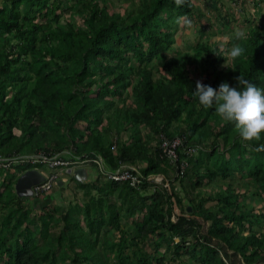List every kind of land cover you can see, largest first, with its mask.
<instances>
[{
    "label": "trees",
    "instance_id": "1",
    "mask_svg": "<svg viewBox=\"0 0 264 264\" xmlns=\"http://www.w3.org/2000/svg\"><path fill=\"white\" fill-rule=\"evenodd\" d=\"M112 1L0 0V159L19 156L25 166L0 167V264H264V232L255 231L264 133L242 138L199 103L192 76L200 65L205 84L236 86L240 76L264 87V10L255 23L243 8L248 29L223 49L209 41L223 30L210 35L202 25L206 39L189 53L175 47L177 22L199 14L194 0H124L122 13L109 10ZM234 42L244 52L218 68ZM175 140L169 155L162 144ZM40 153L68 161L64 169L91 165L105 179L76 182L87 201L60 197L58 217L33 216L32 198L18 197L14 184L27 169L57 173L60 165L27 159ZM122 168L139 182L111 179ZM61 185L59 176L51 195L40 194L52 204ZM196 217L209 222L206 233ZM103 229L117 238L104 240V256Z\"/></svg>",
    "mask_w": 264,
    "mask_h": 264
},
{
    "label": "rangeland",
    "instance_id": "2",
    "mask_svg": "<svg viewBox=\"0 0 264 264\" xmlns=\"http://www.w3.org/2000/svg\"><path fill=\"white\" fill-rule=\"evenodd\" d=\"M123 1L124 0H120V1L113 0L111 3L108 4L109 10L111 12L122 13L123 12L122 9L124 8ZM242 1L243 0H194L195 4L197 5L196 12H198L199 14L197 15L196 13H194V16L188 17L187 20L185 17H182L179 19V21L177 22L178 31L176 34L175 47H177L181 50H184V51H188L189 53H192V52H190L189 47H192L196 43L195 40L199 39L198 42H200V40L205 41L206 38H203L201 36L200 30H201L202 25H206L208 23L207 24L208 27H204V28L206 30V33H210V35L212 33L214 34V33L218 32L220 29L223 30V32H224L223 35L212 36L209 39V41L212 43H220V45L221 46L223 45V48H224V44L227 43V41L230 38H235V37L239 36L240 34H244L246 32V30L248 29L247 24L244 22L245 21L244 17H239L240 15H242L243 8H246L247 12L249 10V12L247 13L248 16H250L251 18H255V20H256V18H258V21H255V23L261 22V20L259 19L260 16L258 15L257 11H260V10L263 11L264 10V0L263 1H261V0H245L244 3ZM257 1H260V2L258 3ZM211 5H216V7L218 8V10L221 13V16L227 17V19L229 20V23H230L228 25V27H225L224 20H223V18H221L220 15H218V12L213 11L209 8V7H211ZM70 14L71 13L66 12L65 18H69ZM233 14H234V18H236L237 21L232 22L231 17ZM77 22L81 23L79 18L77 19ZM202 43H205V42H202ZM223 48L221 47L220 49H223ZM225 56H226V60L219 63L218 68H220V69L226 67V64L229 63V61H230L231 56L227 55L226 53H225ZM198 68H199L198 72H195L194 74H192V76L195 77V79H197L198 81H202L204 76H201V75H203V73L199 72L201 69V66L199 65ZM213 77H214V75H211V78H213ZM104 121H108V119H105ZM82 125L85 126L84 124H82ZM109 140H110V138H108V141ZM138 165H140V164H138ZM100 166H103V165L102 164L98 165V168H100ZM17 167H18V170L17 169L15 170V172L17 174L22 169L25 168V166L22 165V163L17 164ZM76 167H78V165H75V168ZM87 168L88 167H86V169ZM89 168H90V174H89L90 180L87 179L86 182H88L90 184L93 181L96 182L97 178L99 179V181H103L105 179L103 177L104 174L101 172L99 173V171L97 172L95 167H92L90 165ZM71 169H74V168H71ZM10 171L14 173L13 169H11ZM71 175L72 174L60 176V179L62 180V185H61V188H59V191L57 193H55L56 196L53 194V196H55V199L52 201V204H51V201L47 200V198H44L46 196V194H34V196L31 197L32 198L31 204L33 206L31 215H33L32 214L33 211H37L39 213V215H42L41 213L43 212V210H48L50 213L54 212V216L58 217L60 214V209L54 208V206L60 207L59 205H61V203H62V201H60V197L65 199L66 205L70 204L72 206L76 202H78L79 205H80V203L81 204L85 203L88 198H87L85 192L79 188L76 181L72 180L73 178ZM161 179L162 178L158 176L154 180L156 182H160ZM0 181H1V179H0ZM58 186H60L59 182H58V185L55 187L54 191H56ZM238 187L241 189L240 190L241 192H243L247 188L246 185H244V182H242V181L240 183H238ZM89 188H91V187H89ZM51 193H52V191H50L49 193L47 192V195H51ZM248 203L252 204L251 198L248 199ZM256 210L261 211V213L264 214V198L262 199L261 203L259 205H257ZM22 211H24V208ZM189 213L190 212L187 211L184 214L186 216H188ZM178 215H180V211L177 208H174V216H173L174 221H175L174 217L178 216ZM35 217H38V215ZM196 219H197V221L202 223V224H200L202 233H206L209 222H203L202 219H200L198 217H196ZM260 221L261 222H260L259 226L255 227V231L264 232V216H263V219ZM80 224L83 227V229H85L84 223L82 222ZM31 227H32V229H34V226H31ZM51 228H53V227H51ZM59 228H61V224L59 226H57V229H59ZM55 229H56V227H55ZM105 239H108L110 241H114L117 238L114 236V234L112 235V233L107 231L106 229H103L100 232L97 250L101 252L102 256H104V253L109 252V247L107 245H104ZM175 241H178V239H175ZM146 249H150V248L147 247ZM161 251H164V249H162ZM229 253L231 254L232 252L229 251ZM169 258H170V256L168 254H166V262L168 261V263H171ZM238 258L240 259V256H238ZM181 262H182L181 259L177 258L176 261H173V264H181ZM241 264H243V263H241Z\"/></svg>",
    "mask_w": 264,
    "mask_h": 264
},
{
    "label": "clouds",
    "instance_id": "3",
    "mask_svg": "<svg viewBox=\"0 0 264 264\" xmlns=\"http://www.w3.org/2000/svg\"><path fill=\"white\" fill-rule=\"evenodd\" d=\"M221 47L223 48V45ZM243 52L244 48L242 45L239 42H234L230 48L227 49L226 54L232 58H236ZM237 81L238 83L236 86H232L229 82L224 81L221 82L218 87L205 84L202 81H197L193 94L197 97L201 105L206 108H212L223 120L232 122L238 129L242 138L246 140L259 138L261 134L264 133V87L258 86L251 80L240 76L237 77ZM94 162L100 165L102 160L97 157ZM15 164H21V162ZM79 167L83 166H78L76 168ZM71 168L75 169V165H70L65 169L59 166L57 178L61 175H69L66 171ZM37 170L44 176L43 172L45 171L43 169ZM64 171L65 173H63ZM101 173L105 175L103 171ZM88 178L87 176L86 180Z\"/></svg>",
    "mask_w": 264,
    "mask_h": 264
},
{
    "label": "built area",
    "instance_id": "4",
    "mask_svg": "<svg viewBox=\"0 0 264 264\" xmlns=\"http://www.w3.org/2000/svg\"><path fill=\"white\" fill-rule=\"evenodd\" d=\"M178 144V140H175L172 143H163V149L164 151L168 152L169 155H174V151L173 149L176 147V145ZM173 148V149H172ZM27 159L31 160L32 162L38 163L41 162L44 164V166L48 167V168H53L55 166H68L69 162H63V161H58L55 160V156L53 157H48L47 155L40 153V154H35L33 156H29L27 157ZM0 167H9V165H11L12 163H18L20 160V157H16L15 160L13 161H7L5 163H3V159H0ZM132 168H122V170H117L114 173H112L111 175V179L115 180V181H129V183L131 185H134L135 183L139 182V178L137 175L132 174L130 171ZM44 176H45V180L39 184L38 186H35L33 188L34 194H40L41 192H48L49 190L52 189V186L55 184L56 178L58 176V173L54 172V171H48L45 170V172H43Z\"/></svg>",
    "mask_w": 264,
    "mask_h": 264
},
{
    "label": "water",
    "instance_id": "5",
    "mask_svg": "<svg viewBox=\"0 0 264 264\" xmlns=\"http://www.w3.org/2000/svg\"><path fill=\"white\" fill-rule=\"evenodd\" d=\"M67 174H72L73 178L81 183L87 178L86 169L83 167L68 169ZM44 176L37 169H29L23 172L14 184V190L18 197L31 198L33 197V187L38 186L44 181ZM190 210L189 208L187 209Z\"/></svg>",
    "mask_w": 264,
    "mask_h": 264
},
{
    "label": "crops",
    "instance_id": "6",
    "mask_svg": "<svg viewBox=\"0 0 264 264\" xmlns=\"http://www.w3.org/2000/svg\"><path fill=\"white\" fill-rule=\"evenodd\" d=\"M86 168V167H85ZM89 168V167H88ZM86 169V172H87V176L89 177V174H90V168L89 169ZM92 178V177H91ZM94 178V177H93ZM89 179V178H88ZM90 180V179H89Z\"/></svg>",
    "mask_w": 264,
    "mask_h": 264
}]
</instances>
